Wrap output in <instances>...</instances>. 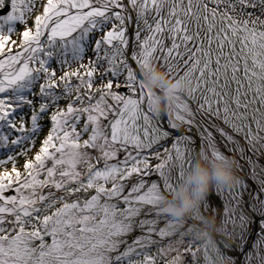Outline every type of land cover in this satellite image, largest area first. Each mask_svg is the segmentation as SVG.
I'll return each instance as SVG.
<instances>
[{
	"label": "snow or ice",
	"instance_id": "obj_1",
	"mask_svg": "<svg viewBox=\"0 0 264 264\" xmlns=\"http://www.w3.org/2000/svg\"><path fill=\"white\" fill-rule=\"evenodd\" d=\"M17 24L19 44L11 39ZM154 60L170 72L182 62L195 80L174 110L155 107L159 90L144 79ZM193 129L195 155L180 147L195 144ZM262 133L264 0H0V149L28 145L19 153L26 156L43 134L23 174L16 155L0 159V167L13 164L0 172V264H156L173 251L167 264H183L184 255L213 264L209 245L197 247L190 229L177 233L159 202L196 156L223 155L215 134L246 161L255 185L216 186L221 197L227 187L221 231L230 233L219 248L264 264V166L253 159L264 154ZM152 174L158 180L146 179ZM177 234L175 247L161 246Z\"/></svg>",
	"mask_w": 264,
	"mask_h": 264
},
{
	"label": "clouds",
	"instance_id": "obj_2",
	"mask_svg": "<svg viewBox=\"0 0 264 264\" xmlns=\"http://www.w3.org/2000/svg\"><path fill=\"white\" fill-rule=\"evenodd\" d=\"M153 70L144 76L150 88H159L166 81L168 70L156 62H152ZM195 86V80L178 74L172 80H167V87L155 98L156 109L163 113L172 110L176 97L185 94ZM242 182L238 174L236 162L226 155L214 157L208 151L196 156L191 168H188L183 178L178 182L175 192L165 193L159 202V207L168 214L176 232L186 230V226L199 215V227L194 229L196 242L203 247L205 244L213 254V264H232L226 252L219 248L218 237L223 236L227 244L230 233L222 232V223L217 215L202 212V205L211 191L220 184L236 186Z\"/></svg>",
	"mask_w": 264,
	"mask_h": 264
},
{
	"label": "rangeland",
	"instance_id": "obj_3",
	"mask_svg": "<svg viewBox=\"0 0 264 264\" xmlns=\"http://www.w3.org/2000/svg\"><path fill=\"white\" fill-rule=\"evenodd\" d=\"M28 23H29V26H31L32 23H33V21H32V20H29ZM16 27H17V31H16L15 33L12 34L11 39L16 40V41H17V44H19V41H20L19 33H20V31L23 30V26L17 24ZM165 43H166V44H169L170 42H169L168 40H165ZM88 55L91 56V52H89ZM157 57H159V53H157ZM86 59H87V58H86ZM154 62H156V60H154ZM173 63H175V62L173 61ZM158 64H159L160 66L164 67V66H163V61H162V60H161L160 63H158ZM53 66L56 67L55 63H53ZM75 66H76V65H73V67H75ZM153 67H154V65H153V63H151L147 68L144 69V71L146 72V75L149 74V73L153 70ZM167 70H168V69H167ZM184 71H186V69L184 68V65H183L182 62L176 64V67H175L171 72L168 70V75H167V77H166V81L161 82L160 86L163 87V88H166V87H167V80H172V79L176 78V77L178 76V74H183ZM121 79H122V78H121ZM120 91H121V92H124V91H126V89L121 88ZM185 94H186V93H185ZM197 95H199V93H198ZM63 104H64V101H61V105H62V106H63ZM163 119H164V121L166 122V120H167L166 116H163ZM213 119H216V118H213ZM216 122H217L218 124H220V126H223L227 131L232 132V129H231L228 125H225V124L223 123V118H222V117L219 118V119H216ZM45 123L47 124V120H45ZM153 123L155 124V121H153ZM162 125H163V124H162ZM47 130H48V128L45 127V129H44V134L47 133ZM232 134H233L234 136H236V138H237L238 140H240L241 143H243V137H242V134L235 133V132H232ZM262 135H264V133H262ZM193 136H194L195 141H196L197 149H196V147H194V146L188 144L187 141L183 142V143L181 144L180 147L183 149L185 146H187V147L190 148V149H194L193 155H195V153L198 152V151L200 150V146H199V142H198V140H199V139H198V136H195V135H193ZM85 138H86V137H85ZM241 138H242V139H241ZM40 139H43V134L41 135ZM40 139L37 140V142H36V147L33 148L32 151L28 152L26 156H24V155H19V153L23 150L24 147H28V145H22L21 147L16 148L15 151H14V152H11V153H10L8 150H6V149H0V159H6L7 155H9V154H11V155H16V156H17L16 167H17V169L23 174V173H24V167H23V166H24V163H25L26 159H32V158H34L35 152L38 151L39 146H40ZM171 144H172L171 142H170V143H169V142H164V143L162 142V146L158 149V151L161 153V156H162V157H163V153H164V148H169V149H171ZM257 147L259 148V145H258ZM261 151L264 152V149H262ZM246 154H249V151H247ZM150 155H154V153H150ZM122 158H123V156H122V154H121V156L119 157V159H122ZM255 159H256L257 164H258V163L260 164V162H261V166H264V154L257 155ZM149 162H150V165H152V166L154 167L159 161L156 160V159H151ZM259 164H258V165H259ZM12 167H13V164H12V163H7V164L4 165L3 167H0V172H3V171H5V170H7L9 173H11ZM146 179L149 180V181H151V180H158V176L155 175V174H152L151 176H147ZM254 187H255V186H254ZM213 190L216 191V187H215ZM9 194H11V193H9ZM227 196H228V192H227V187H226V188H225V193H224V196H223L224 198L222 199L223 202L218 201V197L221 198V196L218 195L217 192H216L213 196H212V194H211V197H212V203H214V205H216V206H218L219 204H225V201H226V199H227ZM206 200H207V199H206ZM223 207H224V206H223ZM215 211H216V210H214L213 213H212V211H211V212H210V211H206L205 214H213V215H217ZM144 212H145V213H154V212H155V209H154V208H151V206H145V208H144ZM202 212H203V208H202ZM143 218H145V216L142 215V216L139 217L138 219H143ZM147 218L151 219V218H153V216H152L151 214H149V215L147 216ZM221 221H222V220H221ZM169 222H170V223L172 224V226H173V222L170 220V218H169ZM166 223H167V219H166V217H165L164 215H161V216L159 217L158 227H164ZM198 227H199V215L197 214V217L194 218L192 221H190L189 224L186 226V230H184V231H180V232H177V233H183V232L187 231L188 229H190V230H191V235L194 237V232H193V230L196 229V228H198ZM173 228H174V226H173ZM174 230H175V228H174ZM140 234H141V232H140L139 228H136V229H135V230H134V231H133L128 237H127L129 243H130V242H131L136 236H138V235H140ZM251 236H252V235H251ZM179 239H180V236H179L178 234L175 235L174 237L170 238V239H167V238H166L165 241H164V244L161 245V246L166 247L168 243H172L173 246L175 247V246H176V241L179 240ZM187 239H191V237L186 238V241H185L186 243H187ZM218 240H220V239H218ZM218 245H219V244H218ZM196 246H197V247H200V245H199L197 242H196ZM210 250H211V249H210ZM156 251H157L156 247H153V248L151 249V251H150V254L153 255V256H155V255H156ZM185 251H186L185 247H181V248H179V252H180V253H184ZM193 251H195V247L193 248ZM176 255H177V252H176V251H173V252H171L170 254H168L167 257L164 258V259L157 258L156 264H167V262H168L169 260H171L173 257H175ZM201 256H202V254H201ZM182 261H183V264H192V258H191V256H189V255H184V256L182 257ZM200 264H203L202 259H201Z\"/></svg>",
	"mask_w": 264,
	"mask_h": 264
},
{
	"label": "bare ground",
	"instance_id": "obj_4",
	"mask_svg": "<svg viewBox=\"0 0 264 264\" xmlns=\"http://www.w3.org/2000/svg\"><path fill=\"white\" fill-rule=\"evenodd\" d=\"M159 88H160V91L158 92V94H162L163 93V87H161V86H159ZM124 89V88H123ZM152 89H154V88H152ZM162 91V92H161ZM184 95H186V94H184ZM158 96V95H157ZM182 98H183V96H182ZM175 134H177L178 135V133H175ZM193 134V133H192ZM193 135H195V134H193ZM198 139H199V137H198ZM242 139V138H241ZM198 142H199V146L201 147V144H200V139L198 140ZM222 144V142H220V143H218V145H219V147L220 148H222L223 147V145H221ZM229 146V145H228ZM205 149L207 150V148H206V146H205ZM209 152V154H211L210 153V151H208ZM224 155H226V152L225 151H221ZM229 156L228 157H231V158H233L234 159V153H231V154H228ZM247 155H249V154H247ZM256 156H253V159L256 161ZM259 164V163H258ZM260 166H261V162H260V164H259ZM240 166H242V168L240 167ZM236 168H237V172H238V174H240V175H242V177H244V178H246V179H248V176H249V172H250V169H249V166H248V164L246 163H236ZM251 180V179H250ZM252 181V180H251ZM251 185H253V187L255 186L254 184H253V182L251 183ZM216 193V191L215 190H212L211 191V193L208 195V197H207V201L210 203V205H211V208H209V209H204L203 207V212L205 213L206 211H212V213H213V211L214 210H216L215 212H216V214H217V216H218V218L220 219V220H223L224 219V205L223 204H219L220 206H216V205H214V203H212V197H211V194H212V196L214 195ZM247 197L245 196V199H246ZM219 201H221V200H219ZM222 202V201H221ZM237 231H239V229H237ZM257 231V229L255 228V226H253V232H252V236L250 235L249 236V244H248V247H250V245H251V242H252V239H254L255 238V232ZM218 239H221V237H218ZM224 242V241H223ZM231 242H233L232 244L233 245H235V244H238L239 243V240H237L236 238L235 239H233ZM224 252H226L227 253V255H229V256H235L236 257V259H237V262H238V264H243V261H244V256H243V254L242 253H239L238 251H235L234 249H224L223 250ZM245 251H247V247L245 248Z\"/></svg>",
	"mask_w": 264,
	"mask_h": 264
},
{
	"label": "flooded vegetation",
	"instance_id": "obj_5",
	"mask_svg": "<svg viewBox=\"0 0 264 264\" xmlns=\"http://www.w3.org/2000/svg\"><path fill=\"white\" fill-rule=\"evenodd\" d=\"M159 86H160V85H159ZM163 89H165V88H163ZM181 100H183L182 97H181ZM176 103H177V102H176ZM173 110H174V108H173ZM160 119H161V122H162L163 126L166 128V127H167V120H166V122L164 121V119H163V115L161 116ZM221 127H223V126H221ZM193 134H195V129H193ZM193 134H192V135H193ZM174 135H177V134L174 133ZM215 135H216V144H217L218 148L220 149V151H225V152H226V156H229L228 154L234 153L233 156H234V160H235L236 163H239V164H240V163H245V164H246V161L240 157L239 153H237V152H233V151L230 150V149H231V145L226 146V145H225V142L223 141V139H222L218 134H215ZM166 142H169V143L171 142V143H173V140H172V139H168ZM220 142H222V144H221V145H223L222 148H220L219 145H218V143H220ZM163 143H164V142H163ZM171 145H172V144H171ZM190 145L196 147V149H197L196 142H195L194 145H193V144H190ZM249 155H252V153H251L250 150H249ZM239 175H240V174H239ZM240 176L242 177V175H240ZM242 180L246 181L250 186L253 187V185H251V183H252L253 181H251L250 179H246V178L242 177ZM238 187H239V185H236V186H235V188H238ZM235 188H234V190H235ZM223 198H224V197H221V198L218 197V201L221 200V201L223 202V200H222ZM223 205H224V204H223ZM218 206H220V205H218ZM233 239H235V238H233ZM237 240H238V239H237ZM220 241H221V239L217 241L218 244H220ZM224 243H225V241H224ZM227 243H229V241H227ZM231 243H233V242H231Z\"/></svg>",
	"mask_w": 264,
	"mask_h": 264
},
{
	"label": "water",
	"instance_id": "obj_6",
	"mask_svg": "<svg viewBox=\"0 0 264 264\" xmlns=\"http://www.w3.org/2000/svg\"><path fill=\"white\" fill-rule=\"evenodd\" d=\"M144 76H146V72L144 71ZM157 90H159L160 91V88H156ZM158 91V92H159ZM164 91V90H163ZM162 92V91H161Z\"/></svg>",
	"mask_w": 264,
	"mask_h": 264
}]
</instances>
